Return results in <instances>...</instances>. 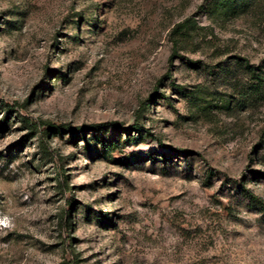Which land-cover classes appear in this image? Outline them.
Wrapping results in <instances>:
<instances>
[{"label": "rangeland", "instance_id": "1", "mask_svg": "<svg viewBox=\"0 0 264 264\" xmlns=\"http://www.w3.org/2000/svg\"><path fill=\"white\" fill-rule=\"evenodd\" d=\"M0 264H264V0H0Z\"/></svg>", "mask_w": 264, "mask_h": 264}, {"label": "trees", "instance_id": "2", "mask_svg": "<svg viewBox=\"0 0 264 264\" xmlns=\"http://www.w3.org/2000/svg\"><path fill=\"white\" fill-rule=\"evenodd\" d=\"M211 1H214V3L217 4V6L221 7L223 9V13L224 15H229V14H234V13H237L239 11H243L244 9H246V7L250 6V5H253L256 0H211ZM191 18L190 17H186L184 18L183 20L177 22L174 24V26L171 28V32L170 34L172 35H178V34H181V33H184L186 31H188V29L190 28V26L192 25L191 24ZM176 42H174L175 44ZM174 55H179L177 54V50H176V47H173L172 48V51H171V57H173ZM237 59L239 61H241V63L243 64L244 68L247 70V72L251 75L252 79L254 80V89L255 91H257L260 83V77H261V74H260V67L259 66H254L252 64H250L246 58L244 57H241V56H236ZM188 62L190 63H193L195 64L197 61H194V60H187ZM108 125H118V122H101V123H94V124H91L90 127L91 129H99L103 126H108ZM35 128V126H34ZM134 128L136 129V131L142 133V134H145V135H150V133L148 132L147 129H143L142 126L140 124H136L134 126ZM54 129L56 131H61L63 129H66L68 131H72L74 132L75 129H77V131H84L85 130V126L82 127V126H79V127H72V126H69V125H65V124H59L58 126H54ZM43 145V144H41ZM44 148V146H42ZM44 153H46L47 155H50L51 152L49 150H46V148H44Z\"/></svg>", "mask_w": 264, "mask_h": 264}]
</instances>
